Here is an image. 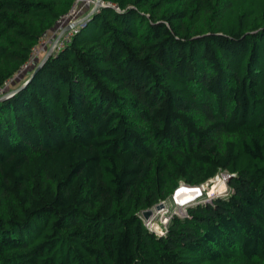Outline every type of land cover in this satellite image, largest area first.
<instances>
[{"label":"trees","instance_id":"obj_1","mask_svg":"<svg viewBox=\"0 0 264 264\" xmlns=\"http://www.w3.org/2000/svg\"><path fill=\"white\" fill-rule=\"evenodd\" d=\"M74 1L0 0V87ZM34 69L0 100V264H264V0H104Z\"/></svg>","mask_w":264,"mask_h":264},{"label":"built area","instance_id":"obj_2","mask_svg":"<svg viewBox=\"0 0 264 264\" xmlns=\"http://www.w3.org/2000/svg\"><path fill=\"white\" fill-rule=\"evenodd\" d=\"M103 4L104 0H75L72 7L59 16L54 26L41 35L30 57L24 62L18 72L13 77L7 79L4 85L0 87V98L3 95H10L12 93L11 86L14 85V82L18 79H23L24 75L26 76L31 69H34L38 65L37 63L35 67H32L37 58L34 52L37 47H48V42H51L46 55L63 47L71 40L74 33L78 30L80 23ZM87 9L90 10L86 12ZM230 177L231 173L228 170H221L215 176L200 184L181 182L174 189L170 198L161 200L158 203L161 206L157 207L156 205L151 208V213L148 216L145 215L144 211L141 212L144 224L149 230L158 235L166 234L170 220L175 215L185 217L191 204L211 201L217 195L227 194L230 190ZM222 183L227 185L225 189H221Z\"/></svg>","mask_w":264,"mask_h":264},{"label":"rangeland","instance_id":"obj_3","mask_svg":"<svg viewBox=\"0 0 264 264\" xmlns=\"http://www.w3.org/2000/svg\"><path fill=\"white\" fill-rule=\"evenodd\" d=\"M89 10L90 9H87L86 12H88ZM50 45H51V42H48V47L39 46V47L36 48V50L34 52H35V55H37V58L35 59L34 63L32 64V67H35V65L37 63H39V61H41L44 58V56L48 52V49L50 48ZM28 74H30V73L28 72L27 75ZM24 77H25V75H24Z\"/></svg>","mask_w":264,"mask_h":264},{"label":"water","instance_id":"obj_4","mask_svg":"<svg viewBox=\"0 0 264 264\" xmlns=\"http://www.w3.org/2000/svg\"><path fill=\"white\" fill-rule=\"evenodd\" d=\"M50 53L51 52H49L39 63H38V65L35 67V69H34V71H33V74L42 66V64L44 63V61L46 60V58L50 55ZM28 81V78L26 79V80H24L23 82H22V84L19 86V87H17L16 89H13L12 90V93H13V91H16V90H18L20 87H22L26 82ZM5 96L6 95H3L1 98L3 99V98H5ZM0 98V99H1ZM159 206H161L160 204H157V207H159ZM144 213H145V215H149L150 213H151V209H147V210H145L144 211Z\"/></svg>","mask_w":264,"mask_h":264},{"label":"bare ground","instance_id":"obj_5","mask_svg":"<svg viewBox=\"0 0 264 264\" xmlns=\"http://www.w3.org/2000/svg\"><path fill=\"white\" fill-rule=\"evenodd\" d=\"M227 187V185L225 183L221 184V189H225Z\"/></svg>","mask_w":264,"mask_h":264},{"label":"crops","instance_id":"obj_6","mask_svg":"<svg viewBox=\"0 0 264 264\" xmlns=\"http://www.w3.org/2000/svg\"><path fill=\"white\" fill-rule=\"evenodd\" d=\"M27 76H25L23 79H25ZM18 81H21L20 79H18Z\"/></svg>","mask_w":264,"mask_h":264}]
</instances>
